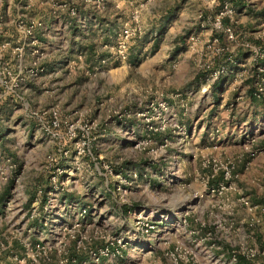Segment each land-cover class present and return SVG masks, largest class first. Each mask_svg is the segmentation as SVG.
Wrapping results in <instances>:
<instances>
[{
  "label": "rangeland",
  "instance_id": "374dc122",
  "mask_svg": "<svg viewBox=\"0 0 264 264\" xmlns=\"http://www.w3.org/2000/svg\"><path fill=\"white\" fill-rule=\"evenodd\" d=\"M234 1L0 0V264H264V0Z\"/></svg>",
  "mask_w": 264,
  "mask_h": 264
},
{
  "label": "crops",
  "instance_id": "0c3cea01",
  "mask_svg": "<svg viewBox=\"0 0 264 264\" xmlns=\"http://www.w3.org/2000/svg\"><path fill=\"white\" fill-rule=\"evenodd\" d=\"M234 4H235V9L236 11H238L240 14H242L243 12H247V13H251V8L252 6H249V4H244L243 2L240 1H237L235 0L234 1ZM233 4V5H234ZM253 10V9H252ZM259 15L264 13V9H262L260 12H258ZM112 21V20H111ZM92 23V22H90ZM250 23V22H248ZM84 26H87L86 27V31L87 29L89 30L90 29V26L87 24V21L85 22ZM119 30H121V28H119V26L117 25V23H107L106 24V28H105V31L101 34H99L98 36V39L100 40V43L101 44H104L106 42H109L111 41V39H113L114 35H117ZM90 31H93L92 29ZM90 36V37H89ZM90 39L89 40V43L88 45H95L96 42H98V40H93L95 37L94 35L92 34H86V39ZM244 53V52H243ZM246 54V52L244 53ZM243 54V55H244ZM242 55V56H243ZM103 54L101 53H96L94 55L93 58H95L96 60H101L103 58ZM241 60L243 59L240 58ZM110 60V59H109ZM108 60V61H109ZM98 62V61H97ZM58 75V73L56 74ZM62 75V76H60ZM58 83H61L62 85L64 84V77H63V74L62 73H59L58 75ZM61 81V82H60ZM65 164V163H64ZM68 165V164H67ZM108 167H110V165H108ZM136 163H133L131 161H117L114 165V168H112L111 166V170L109 171L108 169L105 170V172H110L111 174H115L117 175L118 177H121V179H124L125 180H129V182L127 184H130V185H133L135 184L136 185V177L138 176L137 172H136ZM98 170V169H97ZM99 175H105L102 171L98 170L97 171ZM137 175V176H136ZM121 181V180H120ZM120 181H118V184H120ZM126 183V182H125ZM134 207H136V205H129V204H122V206L120 207L121 208V211L124 213V214H127L129 213Z\"/></svg>",
  "mask_w": 264,
  "mask_h": 264
},
{
  "label": "built area",
  "instance_id": "2783aa9c",
  "mask_svg": "<svg viewBox=\"0 0 264 264\" xmlns=\"http://www.w3.org/2000/svg\"><path fill=\"white\" fill-rule=\"evenodd\" d=\"M224 6H225V7H224L223 10L221 11V14L226 13V12H231V11H232V9L229 8V4H225ZM263 19H264V17H263ZM220 23H221V21H218V25H219V26H220ZM263 24H264V20H263L262 25H263ZM125 32H126V31H125ZM129 36H130V32L127 31L126 35L124 34V36H123L124 39L120 42L119 47H118V52H119L118 55H119L122 59H124V58L126 57V54H125V46H126V45H125V39H127ZM229 37H230V38H233V37H234V36H233V33H230V34H229ZM246 45H248V43H246ZM248 46H249V45H248ZM249 47H250V46H249ZM230 57H231L230 60L233 61V57H232V55H231ZM103 61L105 62L106 60L104 59ZM228 72H229V69H228L227 67H225V66H222V67H220V68L218 67V68L216 69L215 73L213 74V76H214V78H216V77L220 76L221 74H223V73H228ZM257 85H259V86H257ZM256 86H257V88H260V89L262 88L261 83L258 82V81H256ZM157 105H158V108H157V106H156V101H152V102L150 103V110H152V111L154 112V114H156V111H157L158 109H160L161 111H167V110L169 109V106H168L167 102H165L164 100L158 102ZM50 115H51V122H50L49 125L45 126V131H46L48 134H53V130H54L55 128L59 127V122H58V112H57V110L53 109V110L50 112ZM93 125L96 126L97 124L93 123ZM91 127H93V126H90L88 123H85V124L83 125V127H81V129L85 130V132L87 133L88 130H89V128H91ZM70 130L72 131V132H70V138H76L77 135H76L75 128H74L73 125L70 127ZM84 137H85V133L82 134V137H79L78 139L73 140L74 144L76 145V149H77V151H78V154H82V153L85 152V150H86V148H85V144H86L87 141H86L85 139L83 140ZM68 153H69V150H68V149H66V150H64V151L62 152V154H65V155H67ZM53 159L56 160V158H53ZM110 170H111V169H110ZM64 171H65V169H64L63 165H62V164L59 165V166L56 168V170H55V172H54V175L51 177L52 180L57 181V177H58V175L61 174V173H63ZM136 176H137V175H136ZM52 187H54V186H52ZM52 189H53V188H52Z\"/></svg>",
  "mask_w": 264,
  "mask_h": 264
},
{
  "label": "trees",
  "instance_id": "16d2710c",
  "mask_svg": "<svg viewBox=\"0 0 264 264\" xmlns=\"http://www.w3.org/2000/svg\"><path fill=\"white\" fill-rule=\"evenodd\" d=\"M228 22H229V20L227 19V18H224V23L225 24H228ZM73 259V258H72ZM77 259H76V261H73V262H70V264H76L77 263Z\"/></svg>",
  "mask_w": 264,
  "mask_h": 264
}]
</instances>
